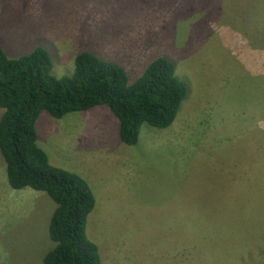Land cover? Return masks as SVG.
<instances>
[{
    "label": "rangeland",
    "instance_id": "rangeland-1",
    "mask_svg": "<svg viewBox=\"0 0 264 264\" xmlns=\"http://www.w3.org/2000/svg\"><path fill=\"white\" fill-rule=\"evenodd\" d=\"M37 45L56 77L85 50L129 82L164 57L186 85L170 127L143 123L133 145L106 105L39 113L49 162L92 189L86 234L101 264H264V0H0L7 56ZM54 207L10 188L0 154V264H42L45 246L26 243L48 242Z\"/></svg>",
    "mask_w": 264,
    "mask_h": 264
},
{
    "label": "trees",
    "instance_id": "trees-1",
    "mask_svg": "<svg viewBox=\"0 0 264 264\" xmlns=\"http://www.w3.org/2000/svg\"><path fill=\"white\" fill-rule=\"evenodd\" d=\"M51 68L50 53L42 46L17 58L8 57L0 46V154L6 179L12 189L44 192L55 203L48 242L26 243L31 252L45 246L39 252L42 264H101L98 247L86 234L95 205L92 189L78 173L49 162L36 142L39 113L45 110L61 118L106 105L118 119L121 142L133 145L143 123L170 127L186 97V85L164 57L153 59L132 82L121 65L85 50L75 55L72 75L56 77ZM203 121L209 125L208 119Z\"/></svg>",
    "mask_w": 264,
    "mask_h": 264
},
{
    "label": "bare ground",
    "instance_id": "bare-ground-1",
    "mask_svg": "<svg viewBox=\"0 0 264 264\" xmlns=\"http://www.w3.org/2000/svg\"><path fill=\"white\" fill-rule=\"evenodd\" d=\"M98 199V198H97Z\"/></svg>",
    "mask_w": 264,
    "mask_h": 264
}]
</instances>
